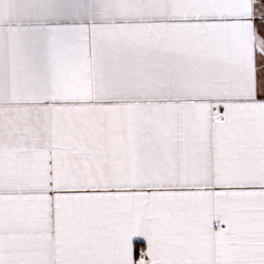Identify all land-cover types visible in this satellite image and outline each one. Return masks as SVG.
I'll list each match as a JSON object with an SVG mask.
<instances>
[{
	"label": "snow or ice",
	"instance_id": "1",
	"mask_svg": "<svg viewBox=\"0 0 264 264\" xmlns=\"http://www.w3.org/2000/svg\"><path fill=\"white\" fill-rule=\"evenodd\" d=\"M0 264H264V0H0Z\"/></svg>",
	"mask_w": 264,
	"mask_h": 264
}]
</instances>
